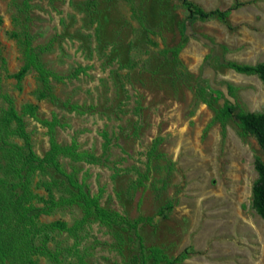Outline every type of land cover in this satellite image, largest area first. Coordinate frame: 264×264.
I'll list each match as a JSON object with an SVG mask.
<instances>
[{"label":"rangeland","instance_id":"obj_1","mask_svg":"<svg viewBox=\"0 0 264 264\" xmlns=\"http://www.w3.org/2000/svg\"><path fill=\"white\" fill-rule=\"evenodd\" d=\"M21 1L0 0V178L17 181L13 167L21 166L7 150L23 144L6 120L8 94L17 109L31 103L41 117L56 115L58 142L75 139L93 155L60 163L102 206L131 222L150 217L136 228L94 219L63 231L27 225L34 244L46 233L61 264H142L150 245L169 256L186 250L179 264H264V218L252 202L264 150L233 120L214 119L226 97L245 111L264 112V81L223 64L264 62V0H191L206 11L231 8L225 21L191 17L180 0H29L28 31L34 44L47 47L40 59L63 77L52 80L55 101L37 96L34 70L16 86L23 57L12 33L21 31ZM77 69L84 70L75 76ZM25 124L42 157L47 127L29 116ZM30 190L35 207L49 195L73 193L51 167L34 173ZM14 197L0 186V228L4 219L15 222L19 208V252L13 241L4 264L21 263V212L29 202L18 207ZM81 216L80 206L67 203L34 221L71 227ZM32 258L50 264L45 256Z\"/></svg>","mask_w":264,"mask_h":264},{"label":"trees","instance_id":"obj_2","mask_svg":"<svg viewBox=\"0 0 264 264\" xmlns=\"http://www.w3.org/2000/svg\"><path fill=\"white\" fill-rule=\"evenodd\" d=\"M28 1L22 0L18 4L20 12L23 14L21 21V31H14L12 34L21 44L23 62L20 68L14 73L16 80V86L21 87L24 76L30 71L36 72L38 86L36 88V94L39 98H45L50 101L56 100V95L53 91L52 80H62V75L48 68L40 59V53L46 50V45L34 44L32 36L27 28L28 15ZM191 17H198L200 19L217 18L225 21L231 12V8L225 10H209L206 11L200 6L193 3L191 0H180ZM183 47V43H179L174 49V54ZM223 64L233 69L236 72L257 75L264 81V62L258 64L241 63L234 60H225ZM84 69H77L74 73L77 76L78 72ZM229 94L233 97L232 87L228 86ZM3 98L7 103V108L4 113L8 122H13L14 127L12 132L16 134L22 141V145L15 143H9L8 152L17 161H21V166H14V171L18 177L17 181H11L8 179L0 178V186L8 189L14 194V200L19 207V201L29 202V205L22 206L21 216L22 221V256L20 264H41L36 259L32 258V255L39 254L45 256L50 264H61L60 252L58 250H51L48 248L46 242L48 241L47 234L41 239L39 244H34L31 238L33 231L28 228L30 225L35 228V231H42L45 229L51 230H69L78 225H82L90 219L99 221L105 225H122L125 224L129 228H136L137 224L142 220H149L150 217H140L131 222L126 216L121 215L118 211L107 209L100 204L99 195L90 194L85 188L83 182H80L75 176L74 172H67L60 163V157H69L73 160L79 161L92 157L90 153L85 150L78 149V143L75 139L70 144H60L56 138V126L60 124L56 115H53L52 119L44 118L39 115L37 107L31 103H25L20 109H17L14 105L13 99L4 94ZM69 108L76 109V104H66ZM25 116L32 117L44 126L47 127V133L49 136V148L45 154L41 157L32 148L29 133L26 130ZM214 119L221 123L226 122L228 119L233 120L237 126L241 129L242 133L246 131L252 132L262 149L264 150V112L253 113L245 111L236 102L235 99L225 98L223 104L215 109ZM104 136L106 134L104 133ZM46 167L53 168L56 172L63 175L68 185L72 189V195L68 197L55 198L53 195H49L44 201V205L41 207H35L31 203V198L35 196L30 190V183L32 176L37 171H42ZM255 169L257 171V178L252 186V202L257 213L264 218V159H258L255 163ZM44 186H48V182L43 183ZM10 200V201H11ZM77 204L82 209L81 218L75 222L71 227L64 221H51L49 223L35 224L34 217H38L40 214H48L55 207L63 204ZM17 216L15 222H12L10 218L4 219L7 223L6 228H0V264H4V258L6 253L13 249L12 243H17V249L19 252V208L16 210ZM16 235V236H15ZM148 253L142 264H179L187 256L186 250H183L175 256H169L159 246L150 245L147 247ZM19 254V253H18ZM19 262V257H18ZM19 264V263H18Z\"/></svg>","mask_w":264,"mask_h":264}]
</instances>
